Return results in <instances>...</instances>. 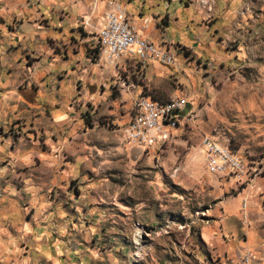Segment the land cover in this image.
<instances>
[{
    "label": "rangeland",
    "instance_id": "1",
    "mask_svg": "<svg viewBox=\"0 0 264 264\" xmlns=\"http://www.w3.org/2000/svg\"><path fill=\"white\" fill-rule=\"evenodd\" d=\"M113 1L171 65L105 69L80 19L53 66L9 34L42 17L0 0V264H264V0ZM138 95L189 105L160 148L122 140ZM205 137L257 175L207 173Z\"/></svg>",
    "mask_w": 264,
    "mask_h": 264
},
{
    "label": "built area",
    "instance_id": "2",
    "mask_svg": "<svg viewBox=\"0 0 264 264\" xmlns=\"http://www.w3.org/2000/svg\"><path fill=\"white\" fill-rule=\"evenodd\" d=\"M98 59L108 68L117 69L128 57L140 59L141 70L150 62L169 66L174 56L166 49L155 46L141 37L130 24L125 11L116 1L105 4L103 25L96 32ZM186 101L181 98L163 100V105H154V99L137 96L132 104L129 120L123 126L122 140L128 146L143 151L160 148L172 138V132L185 122ZM202 163L207 173L225 176L236 181L243 178L251 181L257 173H249L248 166L227 145L205 137L199 143ZM245 207V205L243 206ZM252 256L245 251L237 256L238 264H251Z\"/></svg>",
    "mask_w": 264,
    "mask_h": 264
},
{
    "label": "crops",
    "instance_id": "3",
    "mask_svg": "<svg viewBox=\"0 0 264 264\" xmlns=\"http://www.w3.org/2000/svg\"><path fill=\"white\" fill-rule=\"evenodd\" d=\"M5 2H6V9L8 12L7 15L10 17L13 18L21 17L24 14L25 15L27 14V16L28 15L33 16L38 14L39 17H42L41 22L36 23L35 21H33V23L31 24L24 22L18 23L19 19H17L16 20L17 25H15L17 30L13 29L14 31H10L9 34L12 36V40L16 41L17 43L20 42V43L30 44V48H29L30 54H37L39 53L40 49H42L44 51L43 57H45V60H52L53 66L58 65L60 60L58 58V54L51 52L52 47H54V45L56 44H61L65 50V47H67L68 44L72 46L78 43V40H76V38H74L73 35L77 30L76 24L79 22L80 19L87 21L89 23L87 24L89 25V28L94 29L96 32L103 25V13L105 10V4L101 0L98 1L96 0V2L93 3V5L85 4L83 0H40L39 8L41 10L37 8L38 6L37 4L35 8L32 7L33 5L31 4V0H5ZM147 4H149V2H147ZM28 5L31 6L32 8L28 7ZM137 31L141 35V37L149 40L155 46L166 49L172 53L173 50L171 44H168L162 40L157 41L155 31L151 32V29L149 27L144 28L143 26L140 25ZM96 32H95V45H96ZM2 38L10 39L7 35L4 34ZM66 39H68V43L66 45L62 44L63 41H65ZM72 55H75V52L72 51ZM60 62L62 63L63 61ZM99 62L101 65H103L105 69L108 68L101 62V60H99ZM152 64L155 63L150 62L148 66ZM61 65L62 64H60V66ZM126 65L128 68L136 67V65L132 62H125V63L121 62L119 68H121V66H126ZM49 67L50 66L47 67L48 71H51V68ZM138 96L150 97L152 99L159 101L158 99L153 98L149 95H138ZM199 152L201 159L202 158L201 149L199 150ZM201 163H202V159H201ZM208 232L209 230H207L204 233L207 234ZM202 239L203 240L205 239L203 237V232H202Z\"/></svg>",
    "mask_w": 264,
    "mask_h": 264
},
{
    "label": "bare ground",
    "instance_id": "4",
    "mask_svg": "<svg viewBox=\"0 0 264 264\" xmlns=\"http://www.w3.org/2000/svg\"><path fill=\"white\" fill-rule=\"evenodd\" d=\"M117 5H118V3H117ZM122 10H123V8H122ZM128 62H132V63L136 64V66H140V59L137 57H128ZM154 105H163V102L157 101L154 99ZM138 254H139V252H138Z\"/></svg>",
    "mask_w": 264,
    "mask_h": 264
},
{
    "label": "trees",
    "instance_id": "5",
    "mask_svg": "<svg viewBox=\"0 0 264 264\" xmlns=\"http://www.w3.org/2000/svg\"><path fill=\"white\" fill-rule=\"evenodd\" d=\"M93 52L96 54V56H97V53H98V48H97V46L95 47V49H93Z\"/></svg>",
    "mask_w": 264,
    "mask_h": 264
},
{
    "label": "water",
    "instance_id": "6",
    "mask_svg": "<svg viewBox=\"0 0 264 264\" xmlns=\"http://www.w3.org/2000/svg\"><path fill=\"white\" fill-rule=\"evenodd\" d=\"M188 108H189V105H186L185 110H187Z\"/></svg>",
    "mask_w": 264,
    "mask_h": 264
}]
</instances>
